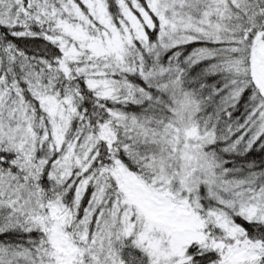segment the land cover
<instances>
[{
	"label": "snow or ice",
	"instance_id": "1",
	"mask_svg": "<svg viewBox=\"0 0 264 264\" xmlns=\"http://www.w3.org/2000/svg\"><path fill=\"white\" fill-rule=\"evenodd\" d=\"M0 264H264V0H0Z\"/></svg>",
	"mask_w": 264,
	"mask_h": 264
}]
</instances>
